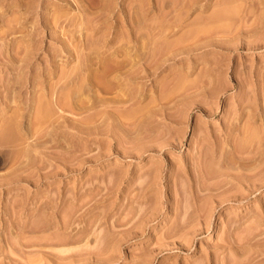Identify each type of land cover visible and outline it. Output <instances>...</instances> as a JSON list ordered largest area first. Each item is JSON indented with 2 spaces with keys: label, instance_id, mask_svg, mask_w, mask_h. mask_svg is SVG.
<instances>
[{
  "label": "rangeland",
  "instance_id": "obj_1",
  "mask_svg": "<svg viewBox=\"0 0 264 264\" xmlns=\"http://www.w3.org/2000/svg\"><path fill=\"white\" fill-rule=\"evenodd\" d=\"M260 94L264 0H0V264H264Z\"/></svg>",
  "mask_w": 264,
  "mask_h": 264
},
{
  "label": "bare ground",
  "instance_id": "obj_2",
  "mask_svg": "<svg viewBox=\"0 0 264 264\" xmlns=\"http://www.w3.org/2000/svg\"><path fill=\"white\" fill-rule=\"evenodd\" d=\"M257 26H259V25H257ZM256 33H257V32H256ZM257 34H259V33H257ZM255 35H256V34H255ZM242 38H243V37H242ZM116 66H117V65H116ZM137 71H138V70H137ZM138 72H139V71H138ZM248 93H249V92H248ZM260 95H261V96H260ZM260 95H259V96H260L261 99H262V103H261V106H260V108H259V111H258V112H257V110L255 111V108H256V107H254L253 110H254L255 112H254V114L252 115V117H253L254 119H256L257 121H258V120H260V121L264 120V104H263L264 97H263V94H260ZM248 97H249V96H248ZM53 98H54V97H53ZM56 100H57V99H56ZM123 101H124V99H123ZM38 102H39V101H38ZM39 103H40V102H39ZM43 103H44V102H43ZM37 105H38V104H37ZM46 105H47V104H45V106H46ZM51 105H52V104H51ZM44 108H45V107H44ZM49 109H50V107L48 106V110H46L48 113L46 114V116H47L50 112L52 113V111L49 110ZM246 109H248V108H246ZM246 109H245V110H246ZM43 111H44V109H43ZM46 111H44V112H46ZM49 111H50V112H49ZM51 113H50V114H51ZM258 113H259V114H258ZM38 114H39V113H38ZM40 116H41V115H40ZM43 118H44V117H43ZM251 119H252V118H251ZM46 120H48V118H47ZM46 120H45V121H46ZM253 121H254V120H253ZM260 121H259V122H260ZM46 122H47V121H46ZM260 123H261V122H260ZM8 130H9V129H8ZM13 131H14V130H13ZM3 132H4V131H3ZM8 133H10V131H9ZM228 133H230V132H228ZM261 133H262V131H261ZM5 134L7 135V132H6ZM2 135H4V134H1V138H2V139H3V138H4V139H7V138L4 137V136L2 137ZM6 135H5V136H6ZM11 135H12V134H11ZM13 135H14V134H13ZM13 135H12V136H13ZM255 135H256V133H255ZM251 136L253 137L254 135L251 134ZM251 136L248 137L249 140L251 139V138H250ZM7 137H8V136H7ZM9 137H10V136H9ZM253 139L255 140L256 137L254 136ZM253 139H251V141H254ZM258 139H259V138H258ZM11 141H12V140H11ZM229 141H230V140H229ZM244 141H246V140H244ZM247 141H248V139H247ZM247 141L245 142V144H246L247 146H249V145L251 146L252 143L257 142V139H256V141H254V142H251V141H250L251 144H250V143L247 144ZM8 142H9V140H8ZM225 142H226V141H225ZM248 142H249V141H248ZM242 143H243V142H242ZM237 145H240V144H237ZM246 145H245V146H246ZM253 145H254V144H253ZM253 145H252V146H253ZM253 147H254V146H253ZM225 148H226V147H225ZM227 148H228V147H227ZM227 148H226V150H227ZM236 148H237V146H236ZM239 148H240V147H239ZM228 149H230V148H228ZM242 149H243V148H242ZM247 149H248V148H247ZM255 149H256V148H255ZM236 150H237V149H236ZM239 150H240V149H239ZM257 150H258V148H257ZM257 150H256V151H257ZM229 151H230V150H228L227 152H225V153H226V154H225V159L227 160V163H228L227 166H232V165H234V164H233V160H232V157H231V156H233V159H234V158L237 159V158H239V157H237V154H236V153H234V154L232 155V151H231V152H229ZM240 151H241V150H240ZM240 151H239V152H240ZM243 151H244V150H243ZM254 151H255V150H254ZM256 151H255V153H256ZM259 151H260V150H259ZM234 152H236V151H234ZM247 152H248V151H247ZM250 152H251V150H250ZM250 152H249V153H250ZM241 153H242V152H241ZM249 153H248V155H249ZM253 153H254V152H253ZM255 153H254V154H255ZM244 154H245V153H244ZM251 154H252V153H251ZM239 155L242 156V154H240V153H239ZM239 155H238V156H239ZM243 156H245V155H243ZM252 156H253V155H252ZM245 157H247V159H249V161H250L249 156H245ZM254 157H255V156H254ZM257 157H258V156H257ZM257 157H255V158H256L255 160H257ZM240 158H241V157H240ZM240 158H239V159H240ZM258 158H259V157H258ZM247 159H246V161H248ZM251 159H252V157H251ZM223 160H224V159H223ZM241 160H242V159H240V161H241ZM255 160H254V158H253V161H255ZM218 161H219V160H218ZM237 161H239V160H237ZM240 161H239V162H240ZM242 161L245 162V160H242ZM15 163H16V162H15ZM218 163H219V162H218ZM222 163H223V162H222ZM224 163H225V161H224ZM227 163H226V164H227ZM248 163H249V162H248ZM240 164H241V163H240ZM251 164H252V163H251ZM253 164H254V163H253ZM241 165H242V164H241ZM234 166H236V165H234ZM244 167H245V166H244ZM248 167H249V166H248ZM255 169H256V167H254V170H255ZM260 169H261V168H260ZM260 169H259V170H260ZM227 170H229V169H227ZM227 170H226L225 173H227ZM250 170H251V169H250ZM257 170H258V168H257ZM215 171H216V170H215ZM229 171H230V170H229ZM229 171H228V172H229ZM233 171H234V170H231V173H232ZM241 171H244V170H241ZM245 171H246V170H245ZM248 171H249V170H248ZM248 171H246V173H247ZM252 171H253V169L251 170V172H252ZM260 171H261V170H260ZM260 171H259V173H260ZM263 171H264V169L262 170V172H263ZM209 172H210V170H209ZM213 172H214V171H213ZM218 172H219V171H218ZM234 172H235L236 175H239V174H237V173H239L240 171H239V172H238V171H237V172L234 171ZM234 172H233V173H234ZM262 172H261V173H262ZM240 173H241V176L244 175V174H242L243 172H240ZM253 173L255 174V171H253ZM248 174H249V173H248ZM248 174H247V175H248ZM250 174H251V173H250ZM256 174H258V173H256ZM260 175H262V174H259V177H260ZM248 176H249V175H248ZM248 176H247V177H248ZM257 176H258V175H257ZM263 176H264V175H263ZM226 177H227V176H226ZM249 177H250V176H249ZM249 177H248V178H249ZM210 178H211V177H210ZM253 178H254V177H253ZM253 178H252V179H253ZM255 178H256V177H255ZM212 179H213V178H212ZM224 179H225V178H224ZM234 179H235V178L233 177V179H231L230 181L232 182ZM250 179H251V177H250ZM257 179H258V177H257ZM257 179H256V180H257ZM259 179H261V177H260ZM259 179H258V180H259ZM210 180H211V179H210ZM210 180H208V183L212 185L213 182H212V183L209 182ZM214 180H215V179H214ZM251 181H252V180H251ZM262 181H263V180H262ZM262 181H259V182H262ZM220 182L222 183V181H220ZM225 182H227V180H224L223 183H225ZM208 183H207V184H208ZM243 183H244V182H243ZM250 183H251V182H250ZM255 183H256V182H255ZM255 183H253V184H255ZM239 184H240V183H239ZM239 184H238V186H239ZM251 184H252V183H251ZM225 185H227V184H225ZM229 185H230V183H229ZM209 186H210V185H209ZM235 186H237V185H235ZM241 186H242V184H241ZM217 187H219V186H217ZM217 187H216L215 185H214V186H211V187H210V190H208V191H210V192L212 191L211 193L213 194V191H214V190H216V189L218 190V189L220 188V187H219V188H217ZM226 187H227V186H226ZM228 187H231V186H228ZM228 187H227V188H228ZM233 187H234V186H233ZM242 187H243V186H242ZM234 188H235V187H234ZM247 188H248V187H247ZM220 189H221V188H220ZM225 189H226V188H225ZM236 189H237V188H236ZM236 189H235V190H236ZM217 190H216V191H217ZM222 190H224V188H223ZM235 190H234V191H235ZM238 190H239V187H238ZM208 191H207V192H208ZM216 191H215V192H216ZM224 191H225V190H224ZM227 191H228V190H227ZM234 191H233V192H234ZM240 191H241V190H239V192L236 193V195H238V194L240 193ZM245 191H247V190H245ZM228 192H231V191L229 190ZM228 192H223L222 194H224V193H228ZM243 192H244V191H243ZM231 193H232V192H231ZM241 193H242V192H241ZM245 193H247V192H245ZM208 194L210 195L209 192L207 193V195H208ZM234 194H235V193H234ZM224 195H225V194H224ZM230 195H231V194H229V196H230ZM232 195H233V194H232ZM213 196L216 197L217 195H213ZM213 196H212V198H213ZM219 196H220V195H219ZM222 196H223V195H221L220 198H221ZM227 196H228V195H227ZM233 196H234V195H233ZM225 197H226V195H225ZM237 197H238V196H237ZM210 198H211V197H210ZM212 198H211V199H212ZM217 198H218V197H217ZM220 198H219V199H220ZM239 198H240V195H239ZM243 198H244V197H243ZM208 199H209V198H208ZM211 199H210V200H211ZM213 199H214V198H213ZM213 199H212V201H213ZM236 199H238V198H236ZM216 200H217V199H216ZM216 200H215V201H216ZM230 200H232V199H230ZM214 203H215V202H214ZM214 203H213V204H214ZM211 204H212V202H211ZM211 204H210V205H211ZM207 207H208V206H207ZM211 211H212V210H211ZM211 213H212V212H211ZM208 218H209V217H208ZM250 237H251V236H250ZM242 239H243V238H242ZM232 241H233V240H232ZM259 242H260V241H259ZM225 249H226V248H225ZM232 259H233V258H232ZM234 261H235V260H234ZM229 263H230V262H229Z\"/></svg>",
  "mask_w": 264,
  "mask_h": 264
}]
</instances>
